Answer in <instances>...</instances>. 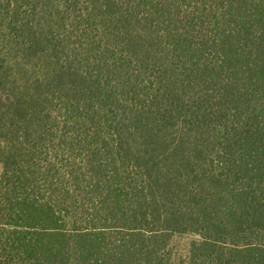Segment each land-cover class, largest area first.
Returning a JSON list of instances; mask_svg holds the SVG:
<instances>
[{
	"label": "trees",
	"instance_id": "trees-1",
	"mask_svg": "<svg viewBox=\"0 0 264 264\" xmlns=\"http://www.w3.org/2000/svg\"><path fill=\"white\" fill-rule=\"evenodd\" d=\"M0 264H264V0H0Z\"/></svg>",
	"mask_w": 264,
	"mask_h": 264
},
{
	"label": "rangeland",
	"instance_id": "rangeland-1",
	"mask_svg": "<svg viewBox=\"0 0 264 264\" xmlns=\"http://www.w3.org/2000/svg\"><path fill=\"white\" fill-rule=\"evenodd\" d=\"M187 240H188L187 238H184V239L181 240V242L185 244V242H186Z\"/></svg>",
	"mask_w": 264,
	"mask_h": 264
}]
</instances>
